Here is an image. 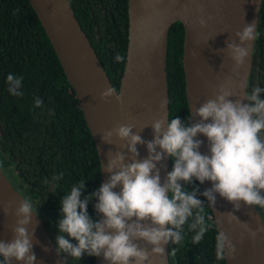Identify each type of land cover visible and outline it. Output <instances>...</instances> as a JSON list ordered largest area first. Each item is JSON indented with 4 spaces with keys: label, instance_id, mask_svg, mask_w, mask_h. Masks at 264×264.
I'll return each mask as SVG.
<instances>
[{
    "label": "clouds",
    "instance_id": "9594fccd",
    "mask_svg": "<svg viewBox=\"0 0 264 264\" xmlns=\"http://www.w3.org/2000/svg\"><path fill=\"white\" fill-rule=\"evenodd\" d=\"M196 23L201 28L214 19L205 15L203 5L197 6ZM255 22L244 24L227 40L226 47L218 49L233 62L237 71L249 56L250 44L256 38ZM124 58L117 54L115 60ZM223 65V63L221 64ZM22 77L8 74V92L21 96ZM235 82L227 78L216 86L211 98L205 100L189 122L179 116L166 119L154 118L140 131L133 132L134 123L119 124L104 131L101 141L114 145L113 138L121 141L119 149L107 153V163L103 171L108 179L98 189L81 199L86 182L81 180L71 187L69 193L60 199L61 218L57 229L56 252L65 253L81 260L88 256L103 257L107 264H151L155 255H163L169 242L179 244L183 240V226L193 218L190 229L195 231L194 242L199 243L209 230L204 212V197L213 207L217 194L234 205L235 209L246 206L264 208V88L255 87L249 94L243 91L246 84H240L241 91L234 90ZM122 94L115 87H107L100 99L110 98L120 101ZM246 101V102H245ZM43 101L37 98L39 107ZM166 101L161 100L160 109ZM193 116L197 117L195 121ZM151 127L153 139L145 141L140 132ZM208 141V154H202L203 141ZM137 145H146L147 156L140 159ZM159 149V150H158ZM165 157L173 162L161 182L162 161ZM211 182V187L203 191L199 185ZM186 185H195L192 190ZM119 188V191L115 189ZM93 205L96 219L88 213V205ZM8 214L9 209H4ZM36 206L30 198H22L11 215L14 224L9 225L13 234L10 241L0 240V264H36L33 251ZM229 221L241 222L231 212L223 213ZM210 219V217H209ZM29 225H33L31 232ZM247 229V224L244 223ZM264 232V226L256 230L248 229L250 238ZM216 256L223 260L234 258L236 246L232 238L223 230L216 237ZM140 242H143L144 247Z\"/></svg>",
    "mask_w": 264,
    "mask_h": 264
},
{
    "label": "trees",
    "instance_id": "16d2710c",
    "mask_svg": "<svg viewBox=\"0 0 264 264\" xmlns=\"http://www.w3.org/2000/svg\"><path fill=\"white\" fill-rule=\"evenodd\" d=\"M113 86L117 89L126 56L128 0H68ZM256 38L252 45L248 93L264 88V0H261ZM183 26L174 23L168 33L166 76L168 120L179 116L189 122L182 68ZM124 59L115 60L116 55ZM22 77L21 96L8 92V74ZM264 98V93H261ZM37 98L43 103L37 107ZM264 138V132L261 133ZM0 166L24 198H30L43 225L56 244L60 235V199L81 180V197L100 186V164L94 140L83 117L78 98L69 84L55 51L29 0H0ZM173 162L169 159V171ZM195 185L200 184L198 181ZM195 185H186L192 190ZM201 190V187H200ZM202 191V190H201ZM209 230L199 243L183 226V240L169 242V264H226L216 256L217 230L204 197ZM88 213L96 219L93 207ZM257 207V206H256ZM258 211V207H257ZM259 213V212H258ZM210 217V219H209ZM67 264H94V256L81 260L62 253Z\"/></svg>",
    "mask_w": 264,
    "mask_h": 264
},
{
    "label": "water",
    "instance_id": "95a60500",
    "mask_svg": "<svg viewBox=\"0 0 264 264\" xmlns=\"http://www.w3.org/2000/svg\"><path fill=\"white\" fill-rule=\"evenodd\" d=\"M41 26L43 27L64 74L74 89L83 117L94 140L100 164V185L108 179L103 171L107 163V153L119 149L122 143L113 138L114 145L101 141L100 135L119 124L134 123L133 132L140 131L154 118L164 116L168 119L169 102L166 76L167 39L170 27L180 22L183 26L182 68L185 82V96L189 118L203 102L204 97L211 98L213 89L223 83L218 70L217 50L220 47L224 31L233 15L243 6L245 0H128V32L127 48L118 92L122 94L120 101L114 97L108 102L100 99V94L107 87H114L100 62L88 37L77 20L68 0H29ZM261 0L256 12V22ZM203 5L205 17L212 15L206 27L196 23L197 6ZM256 30V27H255ZM254 41V40H253ZM250 44V66L243 91L248 93V77L251 68L252 45ZM229 78L238 88L237 74ZM241 91V88H240ZM237 91V92H240ZM161 100L166 101L165 108L160 109ZM246 102V101H245ZM198 119L193 116V120ZM145 141L153 139L151 127L140 132ZM205 142L204 136L198 137ZM203 145V144H202ZM139 158L147 156L146 145H137ZM159 150V149H158ZM202 154L203 147L199 149ZM161 182L169 172V158L162 161ZM201 190L211 187L210 181L200 185ZM117 188L115 191H119ZM24 196L12 185L0 166V222L7 227L14 224L11 212L15 210L10 200H21ZM207 201V200H206ZM208 202V201H207ZM211 216L216 225L217 234L223 230L236 246L233 259L225 257L226 264H264V232L258 233L255 239L248 235V229L256 230L264 226L257 207L253 206L257 225L254 228L244 227L243 220L235 213L223 198L217 194L216 205L209 202ZM8 208V214L4 209ZM231 212L241 222L229 221L223 213ZM35 234L33 245L41 252V256L50 264H67L63 254L56 252L53 242L36 212ZM33 225H29L31 232ZM142 246L143 242H140ZM94 264H107L103 257H94ZM151 264H169L168 245L165 253L151 258Z\"/></svg>",
    "mask_w": 264,
    "mask_h": 264
},
{
    "label": "bare ground",
    "instance_id": "6f19581e",
    "mask_svg": "<svg viewBox=\"0 0 264 264\" xmlns=\"http://www.w3.org/2000/svg\"><path fill=\"white\" fill-rule=\"evenodd\" d=\"M259 0H245L243 6L233 15L231 20L229 21L222 40L219 49H223L226 47V41L229 39H235L234 33L238 30H241L244 26V24H249L256 22V12L258 8ZM217 59H218V70L220 71V74L223 78H229L233 73L237 74V80H238V88L237 91H240V84L245 81L249 66H250V51L249 56L247 57L245 64L238 69L237 71H233V62L227 57V54L224 52L217 53ZM223 63V65H221ZM209 99L208 97H204V101ZM203 152L204 154H208V141L206 140L203 142ZM225 200V199H224ZM21 200H10V204L13 207H17L19 202ZM225 202L230 206V208L237 213V215L243 220L244 223L247 224L250 228H254L257 225V221L255 218V213L253 206H246L241 202V207L237 210L234 208V205L227 200ZM13 238V234L10 231L9 227L2 224L0 222V240L3 241H10ZM33 251L36 255V264H50L47 262L43 256H41L40 250L33 245Z\"/></svg>",
    "mask_w": 264,
    "mask_h": 264
},
{
    "label": "rangeland",
    "instance_id": "374dc122",
    "mask_svg": "<svg viewBox=\"0 0 264 264\" xmlns=\"http://www.w3.org/2000/svg\"><path fill=\"white\" fill-rule=\"evenodd\" d=\"M257 207H258V212H259L262 220L264 221V208H262V207H260L258 205H257Z\"/></svg>",
    "mask_w": 264,
    "mask_h": 264
}]
</instances>
